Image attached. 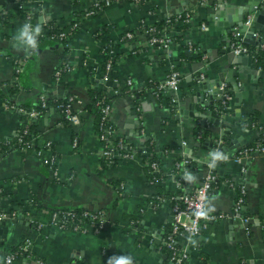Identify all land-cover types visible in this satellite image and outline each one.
<instances>
[{
	"label": "crops",
	"instance_id": "obj_1",
	"mask_svg": "<svg viewBox=\"0 0 264 264\" xmlns=\"http://www.w3.org/2000/svg\"><path fill=\"white\" fill-rule=\"evenodd\" d=\"M95 1L0 0V13L4 7L13 14L11 26L0 27V211L10 215L0 224V261L29 239L31 255L19 256L10 264H37L36 259L45 264H107L114 255L131 256L134 264H166L161 236L170 227L172 211L167 198L153 200L157 189L147 179V162L136 154L147 140L157 154L162 177L158 186L163 194L173 192L175 180L180 179L171 172L172 165L189 156L203 164V174L205 161L210 162L217 179L204 210L222 217L192 237L195 244L183 236L175 239L186 253L183 264H264V152H250L237 162L233 159L237 150H232L225 153L226 159L214 161L215 150H207L205 144L196 150L192 146L196 122L208 126L214 140L225 130L229 140L238 135L243 142L238 149L254 143L258 130L264 128V39L256 32L263 44L261 66H254L246 55L244 64L233 65L232 31L225 32L223 27L226 16L242 15L246 0H206L203 4L198 0H117L85 15ZM17 3L33 25L69 28L74 24L72 34L64 42L46 38L36 53L14 48L13 36L23 25ZM219 3L221 17H210ZM180 12H188V20L182 28L164 29L167 47L149 45L145 26ZM106 50L111 52L107 73L100 67ZM19 57L25 62L14 80L12 59ZM62 65L66 70L56 77L54 71ZM199 67L203 68L200 81H212L220 74L230 95L225 112H220L225 128L209 116L217 93L207 102V94L199 90L203 104L194 95L199 80L193 74ZM228 69L234 70V78L226 77ZM171 70L178 73L176 91L163 87ZM231 78L233 84L228 81ZM98 89L109 97L113 136L131 149V155L114 166L102 162L95 117L86 109L89 91ZM65 94L76 97L75 108L80 110L76 125L63 122L52 106L34 118L40 141L51 144L56 167L52 175L43 164L47 153L35 155L34 149H22L16 141L29 120L18 107L33 106L39 95L60 98ZM175 101L186 114L174 112ZM245 118L253 119V126L244 127L247 131L237 126L238 119ZM73 137L75 147H71ZM182 180L186 182L187 177ZM239 189L243 190L242 203L235 210ZM59 208L104 210L108 222L98 233L91 228L81 233L33 225L45 223L49 213ZM129 215L138 217L134 224H128ZM126 228L130 231L125 232Z\"/></svg>",
	"mask_w": 264,
	"mask_h": 264
},
{
	"label": "built area",
	"instance_id": "obj_2",
	"mask_svg": "<svg viewBox=\"0 0 264 264\" xmlns=\"http://www.w3.org/2000/svg\"><path fill=\"white\" fill-rule=\"evenodd\" d=\"M17 2V0H14ZM117 0H98L95 1L91 8L87 10L85 15H92L97 10H100L104 7L109 6L112 2ZM133 3H138L140 0H130ZM206 0H198V4H203ZM17 9L22 10L21 3H17ZM189 17L188 12H180L175 13L172 15V20L170 16L166 17L164 20L166 23H170L172 21V25L170 24L167 29L176 27L181 25L182 23H186ZM25 22H30L29 16L26 14ZM243 24L246 28L250 27L251 25V14H247L244 18ZM74 24L68 28L67 31H60L55 35H52L51 38L57 41L66 40L70 31L73 30ZM155 28L153 26H145V34H146V41L149 45H154L160 48H166L169 43V38L164 33L165 31L161 32V35H154L153 32ZM126 38L131 37V33L126 32ZM231 36L233 42L231 43V52L233 55L237 54H245L252 58L250 55L248 48L242 43L241 39L238 37L237 33L231 32ZM250 38L255 41L256 49H262L263 44L260 42V37L258 33L253 32L250 34ZM107 59L104 63V70L107 73L110 69L111 64V52L106 50ZM253 60V59H252ZM25 62L24 57H19L16 59H12V66H13V73L16 75L14 76V80H16L17 75L22 71V66ZM66 70V65H62L59 69L54 71V75L57 77L59 76L60 72ZM178 73L174 70H171L163 84V87H166L172 91H176L178 87ZM128 84V83H127ZM218 90V100L221 101L223 108L225 109L226 105L225 102H228L230 99V95L225 92V85L220 83L217 87ZM47 97L45 95H39L37 102L29 107V108H22L18 107V111L22 113L28 119H34L38 114L42 112L43 109L46 108L45 100ZM76 97L75 95L68 94L64 95V101L56 105V109L58 113L62 116L63 120L71 125H76L78 123V113L80 110L75 108ZM8 107L12 108V106L7 105ZM96 106H98L99 116V123H98V132H96V137L102 144L101 149V158L104 160L106 165H110L114 162L119 160L126 159L131 154L130 150H128L122 141L119 139L115 144L110 143L113 139V130L108 121V115L110 111V104L107 101H98L96 102ZM25 132V129H22L21 132L17 136V142L22 149H26L30 147V144L27 141L22 140V134ZM264 137V131H263ZM182 146H185L184 142H181ZM76 146V138L73 137L71 139V147ZM264 152V145L256 144L253 148L252 147H242L241 149H237L235 152L233 159L237 162H240L241 159L249 154L250 152ZM35 155L42 156L43 153H47L45 158L43 159V164L46 165V168L52 173V175L56 174V167H55V157L51 152V144L49 141H43L41 146L35 149ZM212 159V157H211ZM187 160L184 158L179 164L186 163ZM206 162V168L204 174L202 176L201 182L193 188L190 192H186L181 196V204H173L171 206L172 211V220L170 223V229L168 235H166L165 239L161 243V247H163L167 251L166 256V264H183L186 253L184 248L178 247L175 244V239L177 237H185L188 239L189 236L194 237L196 234L199 233L201 229H203L208 222L214 221L218 218H221L222 215L220 214H210L205 212L204 210V203L208 194L210 193L211 189L216 183V177L211 170V164L208 161ZM149 171L150 173L158 172V167L155 162L149 163ZM240 171L243 172L244 168L241 167ZM186 171L183 169L180 173V178H185ZM150 182L156 181V178L153 176ZM184 181V180H183ZM175 186L177 189L181 188V180H175ZM121 187V186H120ZM242 194L243 190L239 189L238 197L236 200V209L239 208L240 204L242 203ZM153 200H160V197H154ZM13 215V214H12ZM0 218L8 219L10 215H6V212L0 211ZM242 222H245V218L241 219ZM107 214L104 210H80L74 211L73 209H57L49 213L47 220L45 223H35L33 224L36 228H41L43 226H49L60 230H68V231H75V232H85L87 228H91L93 233H98L101 231L104 226L107 224ZM128 224H132V221H127ZM262 233H263V241H264V217L261 224ZM31 243L29 239H25L21 244H18L14 249L4 254L2 257L0 264H10L14 259L19 256H30ZM37 264H45L41 260L36 259Z\"/></svg>",
	"mask_w": 264,
	"mask_h": 264
},
{
	"label": "trees",
	"instance_id": "obj_3",
	"mask_svg": "<svg viewBox=\"0 0 264 264\" xmlns=\"http://www.w3.org/2000/svg\"><path fill=\"white\" fill-rule=\"evenodd\" d=\"M127 1H130V0H127ZM18 17H19V19L22 20V22L24 24V21L26 19V13L22 10L18 13ZM11 18H13V14L9 13L7 8H4V7H3V9L1 8L0 27H10L11 26V23H10ZM170 19L172 20V16H170ZM170 24L172 25V21H170V23L168 24L165 22V20H161L157 24H154L153 27L155 28L154 29L155 31L153 32V34L154 35H161V32L164 31V29H167V27H169ZM184 25L185 24L182 23L181 25H179L178 28H182ZM67 30H68V28L57 27L53 23H48V24L42 26V33L41 34L43 35V32H44L46 34V36L44 35L45 38L42 35L39 37V46L44 40H46V38H48V37L51 38L52 35H55L60 31H67ZM72 32L73 31H70L69 35H71ZM69 35H68V37H69ZM64 41L65 40H63L62 42H64ZM245 46L248 48L250 55H252V58H251L252 64L254 66H261V53H260L261 51H260V49L259 50L256 49L255 43L254 44L253 43L245 44ZM102 55H103V58H102L103 60H102L101 65H100L101 72L103 71L105 60L107 59L106 54L103 53ZM13 59H16V58H13ZM20 73L17 75V78H16L17 80L19 78ZM13 76H16V75L13 73ZM65 95H68V94H65ZM108 98L109 97L107 96L106 92L101 90V89L90 90L88 93L89 103H88V106L86 107V109L93 112V114H94L95 131L96 132H98V123H99V116H100V114L98 112V106H96V102H98L99 100L100 101H106V100H108ZM63 101H64V96L60 97V98H55V97L47 98L45 100V103H46L45 109H47V107H49V106L50 107L52 106L55 108L57 104H59ZM225 105L227 106V102H225ZM45 109H43L42 111H44ZM225 109H226V107H225ZM225 109L223 108L220 100H217L215 102V104L211 105V108H209V116L213 119H218V123L221 124L220 126L222 128H225L226 124L223 122L224 117L221 116L220 112H222V114H223L225 112ZM238 121L239 122H238L237 126H239V127L249 128L250 124L253 126V124H252L253 119L252 118H247V119L245 118V119H241V120L238 119ZM63 122L67 123L65 120H63ZM22 129H25V132L22 134V140L27 141L30 144L29 148L34 149V150L39 148L41 146V144L43 143V141L42 142L40 141V138L38 136L39 133L37 132V130H35L34 119H29L27 122H25ZM258 131L259 132H258L257 137L255 138V142L248 144L245 147H252L253 148L256 144L264 145V137L262 134L264 131V128H261ZM213 135L214 134H212V132L208 128V126L206 127L205 124H202V123L200 124L199 122H196L192 128V138L195 140V144L192 145L193 148L195 150L198 148H203L202 146L205 144L207 150L213 151L216 148L217 139H220L222 142H227L229 140V136H230L227 130H225L224 133L222 132L221 135H219L218 137L215 138V140L213 139L214 137H212ZM209 137H212V138L209 139ZM118 140H119V138L114 136L113 139L110 141V143L115 144ZM121 141L128 150H131L129 146L125 145L123 140H121ZM207 144H209V146H207ZM153 150H154L153 145L149 144L146 140L144 142L143 148L140 150H137L136 154L147 162V165L145 166V172L147 175V179L152 180L153 176L156 178V182L155 181L152 182V183H154L153 185L155 186V189H157L156 193H154V197L158 196L160 198L164 197V199L167 198L169 201V207L170 208L173 204L180 205L181 204V196L183 194H185L186 192H190L193 188H195L201 182V177L203 174V169H202L203 164L200 161H198L197 159L192 158L191 156L185 158L187 160V162L184 163L183 165L175 166V164H173L171 167V172L174 173L176 177H181L180 173L184 169L186 171L185 177H187V180H186V182H183V180L180 178L181 188H179V189L175 188L176 190L174 189L173 192L163 194L160 191V188L158 186V181L162 180L160 172L158 171L156 173H150V171H149L150 170L149 169V163H151V162L157 163V154L154 153ZM180 161H181L180 159L176 160V162H180ZM102 162L104 165H106V163L104 162L103 159H102ZM114 165H115V162L110 164V165H106V166H114ZM199 166L201 168L200 170H199ZM157 167H158V165H157ZM199 171H200V173H199ZM193 173L194 174L198 173L199 177H195V178L192 176L190 177L189 174L191 175ZM216 181H217V179H216ZM59 209H73L74 211H77V212L80 210H83V209H79V208H59ZM55 210H57V209H54L52 211H55ZM7 212H10V211H7ZM137 219H138V217L134 216V215H129V217L126 218L127 221H129V222L132 221V224H134L135 220H137ZM169 229H170V227L169 228L167 227L165 230H163V234L161 236V241H163L165 239L166 235H168ZM124 231L129 232L130 230H128L126 228V229H124ZM161 251L164 252L165 255L167 254V251L163 247H161Z\"/></svg>",
	"mask_w": 264,
	"mask_h": 264
},
{
	"label": "water",
	"instance_id": "obj_4",
	"mask_svg": "<svg viewBox=\"0 0 264 264\" xmlns=\"http://www.w3.org/2000/svg\"><path fill=\"white\" fill-rule=\"evenodd\" d=\"M220 3L218 7H215V10L212 12V14L209 15L210 17L212 18L221 17L222 14L220 10L221 9ZM247 14H251V25L248 28H246V26L243 24L244 18L246 17ZM225 21L227 22V23H223L224 24L223 27H225L224 28L225 32L227 31L235 32L237 33L238 37L241 39L242 43L244 44L253 43L254 44L255 41H253L250 38L251 33L260 32V37L264 39V2L262 0H246L245 9L243 10L242 15H240V17L236 16L233 18L226 16ZM245 31H247V33H245ZM245 61H246L245 54L240 53V54L234 55L230 63L233 65L236 63L244 64ZM202 71H203V68L199 67V69H197L196 72L193 74L195 81L199 80V73ZM234 74H235L234 70L228 69L226 73V77L234 78ZM232 78L229 79L228 81L233 84L235 81ZM199 81L197 82L199 86L196 87V89L198 90L196 91L194 95L199 96L197 100L199 102H202L203 104L205 102L202 101L203 99H200L201 97L200 94L205 92L207 94V102H209L211 100V97L214 96L216 93H218L217 87L222 82V77L219 74L217 78L213 79L212 81H208V80L207 81L204 80L203 82L202 81L199 82ZM199 90H201V93H199L200 92ZM235 94L238 97L239 93L236 92ZM191 100L194 101L195 99L193 100L192 98ZM173 103L175 106V109H173L174 112L176 111L182 114L187 113V111L183 110L182 104H178L176 101ZM213 121L217 123L218 119H213ZM238 137H239L238 135H234V137L228 140L226 143L222 142L219 139V141H216V148H215L214 153H220L224 157L226 152L237 150L239 148L238 146L243 143L240 141V139H238ZM207 146H209V144H207ZM187 151L189 152L188 149H185V152ZM6 221H7V218L0 220V224L3 225L4 222ZM152 249L154 250V248Z\"/></svg>",
	"mask_w": 264,
	"mask_h": 264
},
{
	"label": "clouds",
	"instance_id": "obj_5",
	"mask_svg": "<svg viewBox=\"0 0 264 264\" xmlns=\"http://www.w3.org/2000/svg\"><path fill=\"white\" fill-rule=\"evenodd\" d=\"M42 33V26L37 23L33 25L30 22H25L13 36V47L18 50H23L28 53H36L39 49V37ZM247 131V128H243ZM213 159L221 160L226 159L220 153H214ZM189 244H195L196 241L191 236L188 237ZM107 264H134L131 256H111L107 260Z\"/></svg>",
	"mask_w": 264,
	"mask_h": 264
}]
</instances>
